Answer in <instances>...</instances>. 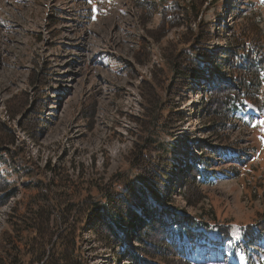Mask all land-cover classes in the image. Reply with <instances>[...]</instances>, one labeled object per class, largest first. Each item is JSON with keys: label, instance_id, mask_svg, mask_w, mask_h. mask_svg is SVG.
I'll use <instances>...</instances> for the list:
<instances>
[{"label": "rangeland", "instance_id": "374dc122", "mask_svg": "<svg viewBox=\"0 0 264 264\" xmlns=\"http://www.w3.org/2000/svg\"><path fill=\"white\" fill-rule=\"evenodd\" d=\"M42 1L0 0V154L9 167L22 162L24 167L35 165L43 169L46 162L57 166L60 161L72 177L82 171L84 187L91 180L98 185L106 184L117 170L127 171L131 162H136L131 153L142 127L146 126L141 122L147 111L143 103L157 109L167 101V106L161 108L162 115L170 113L165 122L172 133L168 140L180 157L173 170L161 166L157 171L161 176L153 178L156 192L160 189L159 198L154 199L156 205L187 216L188 221L195 217L210 228L214 226L223 238L215 244L209 236L207 246L195 239H186L178 245L180 240L175 238L173 242L167 235L168 226L161 228L155 223L158 225L155 232L146 229V234L153 235L150 245L143 248L121 233L112 237L103 229L100 235L106 233L108 239L98 242L91 230H84L82 254L87 264H136L123 249L125 245L138 247L137 257L147 264H238V261L264 264V242L254 250L246 249L236 238L225 243L227 233L243 234L258 228L259 232L249 233L255 238L253 243L262 235L264 131L259 122L264 120V108L249 118L237 117L229 130L215 127L219 109L216 99L223 94L220 87L236 88L237 82L223 62L220 70L214 63L219 62L221 51L233 49L230 33L239 28L264 48V2L185 0L193 4L190 21L185 14L184 20L161 36L162 31L157 28H166L159 3L169 5L175 0H154L157 9L149 19L144 8L137 5L144 0H92V6H96L89 16L92 21L81 15L77 0H73L74 4L72 0ZM65 2L67 13L59 17L57 9ZM182 3L176 10L178 14L186 13L181 10ZM223 3L225 9L220 8ZM233 22L236 27L231 29ZM216 23L222 29L217 36ZM191 27L199 36V54L212 53L209 69H203L209 74L199 84L191 81L192 89L184 79L175 82L168 64L160 68L163 60L172 59L171 55L181 49L182 44L173 40L178 34L191 35ZM107 34L112 40L107 39ZM167 41L173 44L166 49ZM109 42L115 48L103 51ZM186 56L180 54L173 61L187 65L189 70L203 71L192 62H184ZM256 104L257 109L264 106V94L263 101ZM226 150L233 151L232 158H222L221 153ZM37 173L34 170L30 176L36 178ZM46 176L50 179L51 173L47 171ZM27 180L22 173L12 171L10 182H5L6 186L0 183V234L7 227L14 203L21 194L29 196L21 190ZM8 192L15 196L5 199ZM91 192L98 196L96 189ZM180 219L179 216L178 220L183 221ZM175 224L174 231L188 223ZM162 231L167 232L165 236ZM66 234H57L54 241ZM77 235L76 229L72 236ZM195 235L205 237L200 232ZM144 238L149 240L148 236ZM178 246L181 253L184 249L182 257L188 259L186 262L176 256L174 249ZM156 249L161 257H153Z\"/></svg>", "mask_w": 264, "mask_h": 264}, {"label": "trees", "instance_id": "16d2710c", "mask_svg": "<svg viewBox=\"0 0 264 264\" xmlns=\"http://www.w3.org/2000/svg\"><path fill=\"white\" fill-rule=\"evenodd\" d=\"M153 1L144 0L137 3V5L144 8L145 16L148 19L155 7L157 9V4ZM181 2H183L181 10L182 8L185 9L186 13L178 14L176 10ZM159 4L163 7L162 14H164L163 21L165 20L164 26L166 28L165 30L162 27L157 28L162 31L161 36H165L171 31L172 27L184 20L185 14L187 20L190 21L193 10L191 1L175 0L169 5ZM220 8L225 9L224 3L220 5ZM166 10L169 12L165 14ZM181 10L180 12H182ZM215 25L217 36L222 29L220 23ZM230 26L231 29L236 27L234 22ZM189 30L191 35L189 34L188 37H186L188 34H178V38L173 40V43L179 41V44H182L181 49L171 55L172 59L163 60V65L160 68L168 64L170 74L175 82H178V79H184L190 86L189 88L192 89L194 86H192L193 83L190 84L191 81L199 84L209 74L208 71L204 70L209 69L212 53L210 55L205 54V56L200 55L197 51L200 49L197 47L199 36L192 27ZM246 34L248 33L242 28L231 32L233 49L228 48L221 51L222 56L219 57V62L214 61L216 69L220 70L222 68V62L223 67L226 66L231 69L232 78L237 82L236 88L231 86L220 87L223 94L219 99H216L219 109L215 116L217 118L215 127H218V129L222 128L224 130L226 128V130H229L233 120L237 117L240 118L244 115L248 118L250 112L260 113L262 110L260 111L259 108H264L261 105L257 109L256 104V102L263 101L264 93L261 94V92H264L262 87L264 48L261 42L257 43L253 39L250 40ZM154 39L157 40L158 37H154ZM141 41V46H143L144 39L142 38ZM167 42L166 49L173 44L171 41ZM180 54L187 55L184 62H192L204 70L202 72L198 69L189 70L187 65L173 61ZM214 58L217 59L218 57L215 55ZM165 105L167 106V101L163 102V107L150 109L148 103L147 106L144 104L147 111L141 122L146 126L142 127L131 153L132 159H135L136 162H131L127 171L117 170L115 175L103 185L93 183V180H91L89 185L84 187L86 181L83 179L82 171H78L77 176L72 177L68 173V169L60 165V161L57 166L46 162L43 169H39L35 165L24 167L22 162H18L16 167L12 166L11 169L7 161L3 159V154H0V183L6 186L5 184L10 182L12 171L22 173L24 178L28 180L26 183H22L24 185L21 190L28 192L29 195L26 197L27 193L21 194L18 201H16L17 203H14V208L9 214L7 227L0 234V264H87L86 257L82 254V234L84 230H91L98 242L105 240V238L108 239V234L100 235L103 229L105 232H109L112 237H116V234L121 233L122 236H128L131 242L140 243L143 248L147 244L150 245L149 241L153 235V233L146 234V229L149 228L152 232H155L154 227L158 225L161 228H167L166 226H168L167 235L169 238L171 237L173 242L175 238L180 240L178 245L184 239H196L205 243L208 233L211 234L212 231L217 238H220L221 232L218 228L216 229L214 226L210 228L207 223H202L195 217H192V221H188L186 220L187 216L161 209L162 207L156 205L154 199L159 198L160 189H157L156 192V183L153 178L161 176L157 172L161 169V166L173 170V166H178L180 157L176 147L168 140L172 133L166 129L167 125L165 124V122H168L167 117L170 113L162 115L163 110L161 108H165ZM161 119H163L162 123ZM4 136L1 135V138H8V136ZM4 152L9 153L7 150H4ZM218 152V154L221 153V151ZM221 155L222 158H232L233 152L226 150ZM181 158L186 159L185 156H181ZM140 163H143V166H140ZM71 167L73 169L74 165L71 164ZM34 170L38 172L36 178L30 176ZM47 171L51 173L50 179L46 176ZM162 172L166 173L165 171ZM91 189H96L98 196L94 197ZM13 196L15 194L8 192L5 194V199ZM162 210L164 212L160 215ZM179 216L181 217L180 220L183 221L178 220ZM179 222L188 224L176 229V231L172 230L177 225L175 223ZM155 223L158 225H155ZM76 229L78 235L74 238L72 235ZM262 229L264 232V227ZM197 231L205 237L196 236ZM62 232H67L66 236L54 241L55 236ZM189 232L194 238L191 237ZM166 233L162 231L163 236ZM249 233L251 234L253 231ZM249 233L246 231L240 236L236 233H227V236L230 237L229 240L238 237L239 241L246 248H249L253 242V236H250ZM144 236H148L149 240H146ZM261 241V239H258L256 243ZM122 247L134 263L147 264L146 261L137 257L135 251L139 250L138 247L128 246L129 249L126 245ZM181 250L182 248L180 249L179 246L177 250L174 249L176 256L182 262H186L188 259L182 257L185 251L183 249L181 253ZM153 257H161L160 250L156 249Z\"/></svg>", "mask_w": 264, "mask_h": 264}, {"label": "bare ground", "instance_id": "6f19581e", "mask_svg": "<svg viewBox=\"0 0 264 264\" xmlns=\"http://www.w3.org/2000/svg\"><path fill=\"white\" fill-rule=\"evenodd\" d=\"M43 1H44V0H43ZM43 1H42V2H43ZM46 1H47V0H46ZM69 1H70V0H69ZM72 1H73V0H72ZM52 2H54V1H52ZM75 3H77V1H76ZM72 4H74V1H73ZM72 4H71V5H72ZM50 5H51V4H50ZM55 5H56V4H55ZM62 5H63V6H62L61 9H62V11L64 12L63 14H65V13H67V7H68V5L66 4V2H65V3H62ZM77 5H79V4L77 3ZM56 7H57V6H56ZM45 9H46V8H45ZM81 9H82V7H81ZM30 10H31V9H30ZM46 11H47V10H46ZM51 11H52V10H51ZM73 12H75L74 9H73ZM22 13H24V12H22ZM77 13H78V12H77ZM8 14H9V13H8ZM10 14H11V13H10ZM27 14H28V13H27ZM78 14H79V13H78ZM16 15H17V14H16ZM28 15H29V14H28ZM81 15H87V12H85V14L81 12ZM6 16H7V15H6ZM26 16H27V15H26ZM8 17H9V15H8ZM23 17H24V16H23ZM17 18H18V17H17ZM19 18H20V17H19ZM10 19H11V18H10ZM10 19H9V20H10ZM11 20H12V19H11ZM13 20H14V19H13ZM15 20H16V18H15ZM18 20H19V19H18ZM22 20H23V19H21V21H22ZM19 21H20V20H19ZM14 22H15V21H14ZM43 22H45V21H43ZM46 22H47V21H46ZM19 23H20V22H19ZM24 23H25V22H24ZM12 24H14V23H12ZM20 24H21V23H20ZM9 25H11V24H9ZM11 26H12V25H11ZM20 27H21V26H20ZM27 28H28V27H27ZM31 28H33V27H31ZM31 28H30V29H31ZM40 28H41V27H40ZM48 28H49V27H48ZM35 29H36V28H35ZM42 29H43V28H42ZM19 30H20V29H19ZM24 31H25V30H24ZM36 31H37V30H36ZM40 31H41V30H40ZM40 31H39V32H40ZM19 32H20V31H19ZM19 32H18V33H19ZM25 32H26V31H25ZM111 33H112V32H111ZM30 34H31V33H30ZM43 34H44V33H43ZM35 35H36V34H35ZM13 36H14V35H13ZM104 37H106V36H104ZM107 37H108V38H107ZM107 37H106L107 39H111V40H112L111 35L107 34ZM110 37H111V38H110ZM13 38H14V37H13ZM44 38H45V37H44ZM106 38H105V39H106ZM15 39H16V38H15ZM103 40H104V39H103ZM15 41H17V40H15ZM104 41H105V40H104ZM19 42H20V41H19ZM15 43H16V42H15ZM43 43H44V42H43ZM102 43H103V42H102ZM109 43H110V44H109V47H113V48H115V46H114L113 44H111V42H109ZM102 45H103V44H102ZM106 49H108V47H107L106 45H104V46H103V51H105ZM142 74L144 75L145 73H142ZM104 86H105V85H104ZM134 95H135V94H134ZM133 97H134V96H133ZM136 100H137V99H136ZM137 102H138V100H137ZM138 103H139V102H138ZM139 104H140V103H139ZM140 105H141V104H140Z\"/></svg>", "mask_w": 264, "mask_h": 264}, {"label": "snow or ice", "instance_id": "6c2138e0", "mask_svg": "<svg viewBox=\"0 0 264 264\" xmlns=\"http://www.w3.org/2000/svg\"><path fill=\"white\" fill-rule=\"evenodd\" d=\"M262 2H264V0H262ZM249 107H250V106H249ZM259 124H260V126L262 127V131H264V120L260 121ZM252 126H253V127H256L257 125H256V124H253ZM262 139H264V138H262Z\"/></svg>", "mask_w": 264, "mask_h": 264}]
</instances>
